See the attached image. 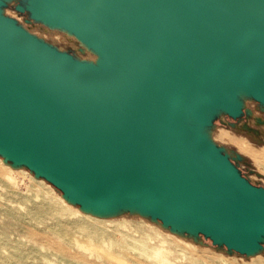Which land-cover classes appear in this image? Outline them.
Returning a JSON list of instances; mask_svg holds the SVG:
<instances>
[{
	"label": "water",
	"instance_id": "obj_1",
	"mask_svg": "<svg viewBox=\"0 0 264 264\" xmlns=\"http://www.w3.org/2000/svg\"><path fill=\"white\" fill-rule=\"evenodd\" d=\"M248 100L264 107V0H0V157L86 213L263 252L264 186L212 138Z\"/></svg>",
	"mask_w": 264,
	"mask_h": 264
},
{
	"label": "rangeland",
	"instance_id": "obj_2",
	"mask_svg": "<svg viewBox=\"0 0 264 264\" xmlns=\"http://www.w3.org/2000/svg\"><path fill=\"white\" fill-rule=\"evenodd\" d=\"M5 13L58 48L95 59L76 38L31 20L14 3ZM212 138L252 183L264 186L262 105L248 100L238 120L221 115ZM0 264H264V251L242 255L137 213H86L46 180L0 157Z\"/></svg>",
	"mask_w": 264,
	"mask_h": 264
},
{
	"label": "bare ground",
	"instance_id": "obj_3",
	"mask_svg": "<svg viewBox=\"0 0 264 264\" xmlns=\"http://www.w3.org/2000/svg\"><path fill=\"white\" fill-rule=\"evenodd\" d=\"M256 157H257V158H260V156H259L258 154H256Z\"/></svg>",
	"mask_w": 264,
	"mask_h": 264
},
{
	"label": "flooded vegetation",
	"instance_id": "obj_4",
	"mask_svg": "<svg viewBox=\"0 0 264 264\" xmlns=\"http://www.w3.org/2000/svg\"><path fill=\"white\" fill-rule=\"evenodd\" d=\"M243 117V116H242ZM238 120V119H237Z\"/></svg>",
	"mask_w": 264,
	"mask_h": 264
}]
</instances>
